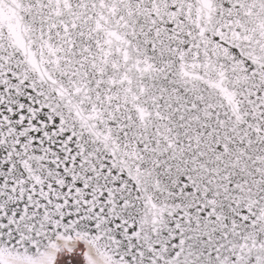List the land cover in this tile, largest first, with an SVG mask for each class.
<instances>
[{
	"label": "snow or ice",
	"instance_id": "1",
	"mask_svg": "<svg viewBox=\"0 0 264 264\" xmlns=\"http://www.w3.org/2000/svg\"><path fill=\"white\" fill-rule=\"evenodd\" d=\"M0 264H264V0H0Z\"/></svg>",
	"mask_w": 264,
	"mask_h": 264
}]
</instances>
